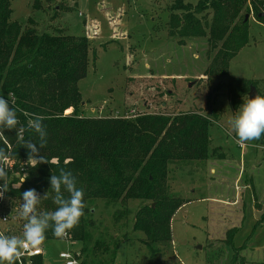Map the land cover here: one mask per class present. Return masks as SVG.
Returning <instances> with one entry per match:
<instances>
[{
	"label": "rangeland",
	"instance_id": "obj_1",
	"mask_svg": "<svg viewBox=\"0 0 264 264\" xmlns=\"http://www.w3.org/2000/svg\"><path fill=\"white\" fill-rule=\"evenodd\" d=\"M173 1L10 0V19L22 30L89 40L86 75L77 83L78 114L134 118L193 111L211 121L209 157L168 166L166 189L184 201L172 216L168 248L152 257L144 233L132 229L135 213L146 201L94 198L87 203L95 222L91 241L45 239L39 246L42 264H65L60 252L74 254L77 264H239L240 259L264 264V145L255 139L239 143L228 123L235 109L227 86L229 78L245 77L255 81L262 95L264 24L247 14L248 42L230 59L225 75L213 74L208 68L215 50L206 37L169 35ZM5 169L8 191L0 198V233L21 236L23 178H17L13 162ZM232 227L236 230L228 244ZM95 241L104 242L106 251L94 249Z\"/></svg>",
	"mask_w": 264,
	"mask_h": 264
},
{
	"label": "trees",
	"instance_id": "obj_2",
	"mask_svg": "<svg viewBox=\"0 0 264 264\" xmlns=\"http://www.w3.org/2000/svg\"><path fill=\"white\" fill-rule=\"evenodd\" d=\"M168 9L169 35L206 37L215 50L208 69L217 75L227 73L230 59L248 42L245 15L251 14L264 24V0H197L195 4L174 0ZM11 12L10 0H0V95L18 110L16 128L0 129V147L15 161L17 178H23L22 191L35 189L41 197L37 213L53 211L56 205L49 177L58 175L60 168L70 170L77 187L84 191V209L79 223L63 238L81 244L91 241L90 228L95 227L87 207L92 199L124 203L135 198L144 200L135 213L132 229L144 233V243L154 257L158 249L170 246L171 219L184 203L166 189L168 166L173 161L209 157L210 119L193 111L166 116L146 113L134 118L78 114L81 96L77 83L86 75L89 40L22 30L17 21L10 19ZM250 85L258 93L253 80L228 79L231 107H237ZM261 92L264 95V84ZM36 115L43 117L46 143L38 154L43 160L29 164L33 158L22 143L39 145V136L29 127ZM255 141L263 146L264 134ZM235 230L230 229L228 244ZM45 239L60 238L52 235L50 227ZM93 245L96 250L106 251L104 242L95 241ZM115 253L116 241L111 262ZM29 260L42 264L43 255L30 256ZM232 260L237 261V256ZM239 262L251 264L243 259Z\"/></svg>",
	"mask_w": 264,
	"mask_h": 264
},
{
	"label": "clouds",
	"instance_id": "obj_3",
	"mask_svg": "<svg viewBox=\"0 0 264 264\" xmlns=\"http://www.w3.org/2000/svg\"><path fill=\"white\" fill-rule=\"evenodd\" d=\"M11 101L0 95V129H15L18 124L17 108L10 106ZM43 117L36 115L29 121V127L39 136V145L31 141H23L22 145L29 150L34 162L43 160L39 156L40 148L46 143V131L42 124ZM235 136L241 141L258 139L264 134V95H246L237 105L228 119ZM3 133L0 132V136ZM4 148L0 147V160L6 157ZM68 163V161H65ZM7 170L0 166V198L8 191L5 182ZM49 184L54 193L55 209L50 212L37 213V206L41 197L35 189H28L21 193L22 203L19 208V217L25 221L21 236H7L0 234V264H16L21 251L29 252L37 249L45 240V231L51 227L52 235L63 238L67 232L79 223L83 215L84 191L77 187V179L70 170L59 169V174L49 177ZM66 194V195H65ZM30 254H35L31 253Z\"/></svg>",
	"mask_w": 264,
	"mask_h": 264
},
{
	"label": "built area",
	"instance_id": "obj_4",
	"mask_svg": "<svg viewBox=\"0 0 264 264\" xmlns=\"http://www.w3.org/2000/svg\"><path fill=\"white\" fill-rule=\"evenodd\" d=\"M242 146H243V143L242 142H239ZM11 162L15 163V161L9 157H5L3 160H0V166H3L4 168H6V166H11ZM2 220L5 221L6 220V216L5 215H2ZM1 234V233H0ZM31 253H35V254H30ZM42 253V250L40 247H38L37 249H30L29 252H25V251H21V255H20V258H19V263L20 264H27L26 263V259L29 260V257L30 256H33V255H38V254H41ZM59 257L60 258H63L65 259V264H77V259L75 258V255L74 254H71L69 252H60L59 253ZM25 259L22 261V259ZM30 261V260H29Z\"/></svg>",
	"mask_w": 264,
	"mask_h": 264
},
{
	"label": "water",
	"instance_id": "obj_5",
	"mask_svg": "<svg viewBox=\"0 0 264 264\" xmlns=\"http://www.w3.org/2000/svg\"><path fill=\"white\" fill-rule=\"evenodd\" d=\"M248 18V15L246 14L245 15V20ZM257 94V91L255 89V87L253 85H250V88H249V92H248V96L251 97V96H254Z\"/></svg>",
	"mask_w": 264,
	"mask_h": 264
}]
</instances>
